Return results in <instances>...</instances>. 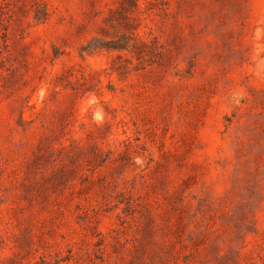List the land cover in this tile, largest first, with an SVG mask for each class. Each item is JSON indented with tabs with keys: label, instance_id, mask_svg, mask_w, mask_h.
Returning a JSON list of instances; mask_svg holds the SVG:
<instances>
[{
	"label": "rangeland",
	"instance_id": "rangeland-1",
	"mask_svg": "<svg viewBox=\"0 0 264 264\" xmlns=\"http://www.w3.org/2000/svg\"><path fill=\"white\" fill-rule=\"evenodd\" d=\"M0 264H264V0H0Z\"/></svg>",
	"mask_w": 264,
	"mask_h": 264
}]
</instances>
